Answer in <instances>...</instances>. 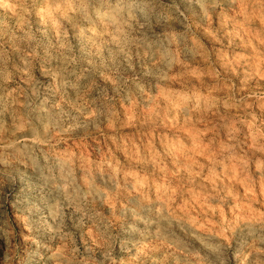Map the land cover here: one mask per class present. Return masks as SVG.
<instances>
[{"label":"rangeland","instance_id":"374dc122","mask_svg":"<svg viewBox=\"0 0 264 264\" xmlns=\"http://www.w3.org/2000/svg\"><path fill=\"white\" fill-rule=\"evenodd\" d=\"M0 264H264V0H0Z\"/></svg>","mask_w":264,"mask_h":264}]
</instances>
